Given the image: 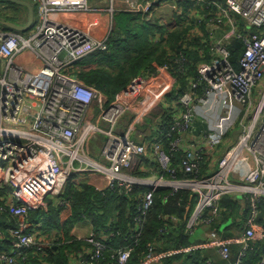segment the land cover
<instances>
[{
    "label": "built area",
    "instance_id": "obj_1",
    "mask_svg": "<svg viewBox=\"0 0 264 264\" xmlns=\"http://www.w3.org/2000/svg\"><path fill=\"white\" fill-rule=\"evenodd\" d=\"M124 1L132 5V11L143 14L142 20L154 21V1ZM39 2L41 23L33 34L0 29V213L18 220L17 226L9 229L13 249L0 253L1 263L25 264L30 251L45 255L44 245L29 227L31 205L25 194L40 191V200L60 196L71 168L86 163L93 168L91 172L106 180L100 191L146 188L138 199L131 240L112 255L118 264H129L161 189L169 190L171 195L186 190L194 197L185 227L191 236L202 222L208 226L217 223L225 196L245 198V231L236 240L242 248L233 263L241 264L250 241L264 235L259 221L264 206V0H227L225 5L208 2L209 18L203 16L197 22L207 24L211 31L225 23L231 25V39L242 43L237 66L231 61V39L214 44L213 59L201 68L197 65L199 76L190 78L188 88L178 99L180 111L170 122L160 124L161 137L148 144L132 139L133 127L118 130L117 125L123 116L131 113L139 118L149 108L153 96L149 78L142 74L133 77L109 101L103 92L79 77L74 63L88 54L108 50L111 30L98 37L58 17L89 11L88 0ZM111 3L114 5L116 0ZM23 55L22 62L17 61ZM180 56L184 61L185 56ZM169 67V63L158 67L151 78ZM179 71L183 72L182 66ZM199 113L210 119V126L198 139L191 131ZM235 128L241 131L221 153V144ZM98 134L105 136L101 162L85 153ZM177 151L182 157L176 166ZM215 158L214 168L210 160ZM204 168L206 172L201 174ZM179 172L191 177H179ZM4 188L9 192L3 193ZM4 238L0 230V240ZM107 238L92 233L85 239L88 247L70 254L71 264H97L109 249ZM232 243L216 230H211L207 241L177 250L157 253L152 242L138 264H158L166 256L200 248H217L222 259L230 263Z\"/></svg>",
    "mask_w": 264,
    "mask_h": 264
},
{
    "label": "trees",
    "instance_id": "obj_2",
    "mask_svg": "<svg viewBox=\"0 0 264 264\" xmlns=\"http://www.w3.org/2000/svg\"><path fill=\"white\" fill-rule=\"evenodd\" d=\"M207 1L225 5L227 0ZM183 6L184 15L180 16L181 20L171 30L157 21L149 23L142 20L141 13L116 12L114 29L110 32V47L106 51L91 53L77 60L74 63V69L79 77L87 85L99 89L109 101H112L121 90L127 87L133 77L142 74L150 78L158 67L169 63L178 80V90L175 89L170 98L178 100L188 88L190 78L199 76L198 62H201L204 56L205 60L202 61H210L207 59L211 58L213 48L209 36L203 39L191 33L197 25L196 19L189 20L186 17L188 8L192 4L186 1ZM205 6L204 3H193L192 9L199 12L206 10L208 15L210 11L205 9ZM34 10L37 16V7H34ZM212 11L216 12V7L212 6ZM4 20L17 23L15 17ZM187 20L189 23H186ZM0 27L9 30L5 25ZM200 28L205 29V24H201ZM199 46L203 48L204 56H201ZM231 49L234 55H240V49L236 50L233 46ZM180 55L185 56L184 61L181 60ZM180 66L183 67V72L179 71ZM209 123L208 118L204 121H196L191 132L194 135H202L209 131ZM166 145H169V141ZM175 156L177 166L181 162L182 153L177 151ZM206 169H202L201 174H205ZM139 174L147 175L142 171H139ZM178 174L179 177H191L181 172ZM145 190L146 188L142 187L127 192L114 187L100 191L95 185L87 182L78 184L68 180L60 195V199L64 200V205L55 207L51 203L53 200L47 197L43 201L48 203L46 209H32L29 213L31 217L46 214V225L53 227L58 234L53 242L50 239V242L44 246L45 255H35L30 251L25 264H71L70 254L89 246L87 241L78 240L71 234L75 224L83 221L91 222L96 234H105L108 237L106 242L109 249L105 251L97 264H118L112 255L119 247L127 245L131 240V230L138 214V199ZM233 199L225 196L221 201V207L226 210L225 214L229 217L239 206V203ZM193 207L194 197L189 191L179 190L174 195H171L167 189L158 191L155 195L154 206L146 216L139 242L134 245L129 264H138L143 260L148 243L156 244L157 253L191 246L192 236L185 231V227ZM262 208L260 222L264 219V206ZM188 209H190L189 212ZM62 214H64L63 217H61ZM17 223L16 218L0 213V230L4 232L5 237L0 240L1 253L9 252L14 246L9 229L16 227ZM199 251L196 249L189 253H175L164 257L158 264H206L205 259L200 257ZM262 252L257 255V258L252 255L249 264H258L262 260L260 256ZM235 261L233 257L230 263L225 262L231 264Z\"/></svg>",
    "mask_w": 264,
    "mask_h": 264
},
{
    "label": "crops",
    "instance_id": "obj_3",
    "mask_svg": "<svg viewBox=\"0 0 264 264\" xmlns=\"http://www.w3.org/2000/svg\"><path fill=\"white\" fill-rule=\"evenodd\" d=\"M139 1L144 2L146 0H139ZM152 1L155 2V6L157 8L155 12V16L157 17L156 21L162 23L168 30L174 29L177 25V22L181 20L180 16L184 15V10H183L184 2L187 1L191 3L192 4V6L190 7L191 9L193 7V3L206 4L205 9L207 8L208 5L207 0H152ZM110 2L111 0H88V3H92V4H106V3L109 4ZM116 3L120 5H125L124 0H116ZM190 8H188L189 9L187 11L188 16H186L189 20L194 18L196 19L197 22V20L200 17L203 16L208 17V15L206 14V10H204V12L202 11L199 12L197 10H193V9L191 10ZM237 17L241 21H243L241 17L239 16ZM73 18L74 17L71 18V21H73L72 20ZM189 20H187L186 23H189ZM200 26L201 25L199 24L195 25L191 33L194 36H200L203 39H207V36H209L212 45L216 44L220 40L228 41L231 39L230 35L232 30L230 24L225 23L224 25H222L221 27L217 28L214 31L207 29L206 24H205V29L200 28ZM198 48L201 52V56H204L203 48H201L200 46ZM23 58L24 55L18 56L17 61L22 62ZM204 58L202 60H205ZM212 59H213V54L211 53V58L207 59L210 61L203 62L201 60V62H198L200 68L202 65L207 64V62H211ZM169 68L170 69L168 71H164V70L158 71V73L155 76H153L152 78L150 77L148 79L153 91V96L149 104V108L144 112V114L139 118H134L135 116H133L130 113L128 119L123 117L117 125L118 130H125L126 127H133V130L131 132V137L133 140L137 142L148 144L159 139L161 137V132H159L160 124L162 122H168L169 120L171 121L174 116V112L176 111V113H178L180 111L177 105L178 100L175 98H170L171 93L175 89L178 90L177 88L178 80L175 72L171 68V65ZM204 119L207 120V118H205L203 114L199 113L196 116L195 122L200 120L204 121ZM235 131H237V128L233 129V131L226 137L224 142L221 144L220 146L221 153L226 151L233 143L234 139H236L234 138L233 135ZM197 138L198 139L201 138V134L197 135ZM145 157H146L145 160L147 161V156ZM217 157H220V155L218 154ZM210 163H212L215 168L217 165V159L216 158L211 159ZM207 166H209V163L208 165H205V167ZM86 182L95 185L97 188L99 187L103 188L104 185H106V180L101 174L91 176L90 179ZM46 198L47 197L42 198V200H40V203L38 205H35L34 208H32L31 206V210L46 209L48 203L43 202L44 199ZM48 198L53 200V202H51L53 206L57 207L59 205H62L59 204V202L62 203L60 196H54V197L48 196ZM232 198H234L233 199L234 201H237L239 203V206L235 210V213L229 217V215L226 216L225 214L226 210H223L222 215L216 224L209 225V228L206 231H201L200 235L197 238L194 239L192 237V243H193L192 245L200 244L202 242L207 241L211 230H216L224 239H231L233 241V243L231 244L232 258L235 257V259L237 260V255H239V253L241 252L242 246L239 243H237L236 240L242 237L245 231L244 222L246 220L247 212H248V201L242 197H232ZM63 215L64 214H62L61 217H63ZM261 217L262 214L260 215V218ZM27 220L29 222L30 230L36 233L38 239L41 240L44 246H46V244L50 242L49 241L50 239H52L51 242L55 240L58 231L55 230L53 227L46 225V214H39L37 217L36 216L31 217L30 215H28ZM260 224L261 227L264 228V219L263 222H260ZM94 232L95 230L92 223L89 221H83L75 224V226L71 231V234L78 240H85ZM249 244L250 247L245 258L248 257L249 253H251V255L247 260H245L244 258L241 264H249L252 255L254 258H257V255H259L260 252L264 251V235L252 239ZM11 248L13 249V247ZM199 250H200L199 251L200 257L205 259L206 264H208L209 262H214L216 264L219 263L227 264V262H225L226 260L224 261L222 259L219 250L217 248H200ZM260 256H262V260L258 264H263L264 252H262ZM0 264H2L1 261Z\"/></svg>",
    "mask_w": 264,
    "mask_h": 264
},
{
    "label": "rangeland",
    "instance_id": "obj_4",
    "mask_svg": "<svg viewBox=\"0 0 264 264\" xmlns=\"http://www.w3.org/2000/svg\"><path fill=\"white\" fill-rule=\"evenodd\" d=\"M29 2L33 5V7H37L38 9V15H35V21L31 28H29L27 31L23 32L25 36H29L33 34L39 27L41 20L39 19V9H40V2L39 0H24ZM10 3V4H9ZM88 7H90L89 11H80V12H73L70 14H62L58 17L60 19H64L66 21L72 22L75 25L84 28L85 30H88L89 33L96 35L98 37L105 36L109 30L114 29L115 20H114V14L118 11H126L138 14L140 12H134L132 11V5H128L125 3V5H120L118 3H114V5L110 2L109 4H92L88 3ZM156 10L153 12V20L156 21L157 17L155 16ZM142 14V13H141ZM77 15V16H76ZM143 15V14H142ZM12 17L16 18V22L19 24H24L28 20V10L26 7L21 6L17 3L11 2V1H1L0 0V21H5L4 19ZM74 17L71 21V18ZM143 18V16H142ZM10 21V20H9ZM198 24V22H197ZM0 26H2L0 22ZM1 29V27H0ZM11 30V29H9ZM125 118H129V114L123 116ZM122 117V118H123ZM121 118V119H122ZM120 119V120H121ZM105 126V124H103ZM105 143V136L98 134L96 135L89 143L88 149H85V153L93 160L101 162L102 158L100 156L101 149ZM82 169V170H81ZM91 169H93L89 164H75L74 169L71 168L70 171V179L71 181H74L75 183H82L86 182L90 179L93 175H98L96 172H91ZM3 193L9 192L8 188L2 189ZM25 198L29 200L30 205L32 208L37 205L40 198L43 196V193L40 191H33L32 195H26ZM42 200V199H41ZM209 228L208 225L204 224V222L201 223L196 229L192 237L195 239L200 235L201 231H206ZM251 253L248 254V257L245 258L247 260L250 257Z\"/></svg>",
    "mask_w": 264,
    "mask_h": 264
},
{
    "label": "water",
    "instance_id": "obj_5",
    "mask_svg": "<svg viewBox=\"0 0 264 264\" xmlns=\"http://www.w3.org/2000/svg\"><path fill=\"white\" fill-rule=\"evenodd\" d=\"M6 1V0H5ZM7 1H11L14 3H17L21 6H24L27 8L28 10V21L24 24H19V23H15V22H11V21H0L2 25H5L8 29L17 31V32H25L27 31L29 28H31V26L33 25L34 21H35V10L32 4H30L27 1L24 0H7ZM231 45L234 47V49H240L242 47V43L238 40H234L231 39L230 40ZM231 61L233 63H235L237 61V55H233L231 57ZM241 131V129L237 130L234 132V138H237V134ZM190 209H188L189 212ZM264 264V261H263Z\"/></svg>",
    "mask_w": 264,
    "mask_h": 264
},
{
    "label": "bare ground",
    "instance_id": "obj_6",
    "mask_svg": "<svg viewBox=\"0 0 264 264\" xmlns=\"http://www.w3.org/2000/svg\"><path fill=\"white\" fill-rule=\"evenodd\" d=\"M153 22H155V21H150L149 23H153ZM111 40V39H110ZM111 42V41H110ZM110 45V44H109ZM110 47V46H109ZM176 114V111L174 112V115ZM50 197H54V196H50ZM62 200V199H61ZM59 204H62V205H64V200H62V203L61 202H59ZM82 227V226H81Z\"/></svg>",
    "mask_w": 264,
    "mask_h": 264
}]
</instances>
